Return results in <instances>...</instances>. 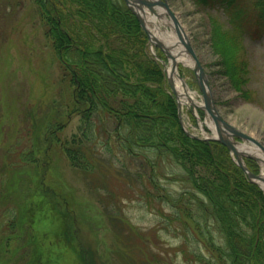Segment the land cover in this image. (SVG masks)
I'll return each instance as SVG.
<instances>
[{"label":"trees","instance_id":"trees-1","mask_svg":"<svg viewBox=\"0 0 264 264\" xmlns=\"http://www.w3.org/2000/svg\"><path fill=\"white\" fill-rule=\"evenodd\" d=\"M31 1L63 89L41 86L43 92L23 112L24 135L5 151L0 264L11 263L7 247L20 237L32 249L22 264L100 261L96 247L79 242L73 229L65 183L48 174L53 145L98 194L105 215L113 219L122 203L142 202L159 216L160 227L181 236L175 249L187 264H264V192L247 180L226 147L184 134L163 67L150 54L147 36L124 0ZM192 1L206 14L221 9L228 15L225 31L209 18L211 45L221 57L218 72L250 100L242 43L244 37L257 41L264 36V0ZM10 7L23 9L24 4L11 0ZM73 119L74 131L65 134ZM246 163L255 172L253 162ZM162 180L177 188L168 191ZM13 192L17 195L6 197ZM122 222L123 228L114 231L119 236L124 230L129 240L130 229Z\"/></svg>","mask_w":264,"mask_h":264},{"label":"rangeland","instance_id":"rangeland-1","mask_svg":"<svg viewBox=\"0 0 264 264\" xmlns=\"http://www.w3.org/2000/svg\"><path fill=\"white\" fill-rule=\"evenodd\" d=\"M21 1L24 4L23 9L10 7L11 0H0V104L3 111V117L0 119V172L6 149L16 138L24 135L21 130L27 122H24L23 112L28 110L32 98L43 92L41 86L44 85L46 91L53 89L58 92L63 89L59 81L60 71L49 42L45 39L44 25L37 9L31 0ZM169 2L190 33L208 75L216 107L222 117L228 123L264 143V36L257 41L249 40L247 37L243 39L242 48L248 61L247 78L251 94L250 100H247L218 72L221 68L219 63L221 57L211 45L212 27L209 18L213 17L214 23L225 31L230 28L228 15L221 9L206 14L197 8L192 0H169ZM178 68L179 76L194 93L195 100L201 102L193 71L182 64ZM64 91H67L65 87ZM182 115L190 131L196 134L201 132L192 110L184 106ZM197 115L200 119L204 118L199 111ZM75 126L76 119H73L67 124L65 134L69 135L74 131ZM18 130L20 132H17ZM204 131L210 133L205 126ZM28 139V136L23 137V141ZM57 147L53 145L49 148L51 158L47 164L49 167L47 171L50 170L48 174L52 173L50 175L52 180L56 182L61 180L65 183L66 197L70 201L69 206L71 205V210L68 209V212L73 220V229L77 232L79 242H86V247L88 243L96 247V254L100 259L98 264H131V262L141 264L140 261L146 264H187L175 249V246L182 242L181 236L174 237V234L160 227L159 216L142 202L134 200L122 203L118 213H113V219L105 215L98 194L87 188L83 180L84 176L69 166L65 156ZM252 162L257 173L258 164ZM21 175L24 176V173ZM31 177L28 178V183H31ZM36 180L40 181L39 178ZM161 182L170 192L177 188L175 183H167L165 180ZM7 184L9 185V181ZM27 186L28 189L30 185ZM16 187L21 190L23 183H18ZM16 195L17 193L13 192V195L8 194L6 197L11 198ZM2 196L3 193L0 199ZM0 210H2L1 203ZM122 220L130 229L129 240L134 238L136 243L126 238L128 233L124 230L119 232V236L114 231L115 226L122 227ZM38 227L41 230L43 226L38 225ZM156 230H159L158 233H155ZM24 242L25 239L22 237L14 238L10 246L8 245L7 257L10 264H22L32 256L31 247L24 245ZM13 246H19V249L12 251ZM174 253L177 255L175 256Z\"/></svg>","mask_w":264,"mask_h":264},{"label":"water","instance_id":"water-1","mask_svg":"<svg viewBox=\"0 0 264 264\" xmlns=\"http://www.w3.org/2000/svg\"><path fill=\"white\" fill-rule=\"evenodd\" d=\"M124 2L147 35L150 48L160 49L167 60V65L163 60H160V62L166 71L167 83L177 103L179 124L185 134L196 140L218 142L225 146L235 164L243 171L249 182L264 190V144L255 136L247 134L228 123L218 111L208 75L180 15L174 11L168 0H124ZM166 28H169L174 36H170L168 33H165L164 36L158 30ZM184 59L189 65L185 64ZM179 64L191 69L194 73L201 94V103L190 100V106L187 107L204 112L205 119L210 123L212 129V135L207 138L194 135L184 125L181 117L182 106L174 82V75L183 81V78L178 74ZM183 84L186 86L185 81H183ZM195 117L199 121L200 127H202L205 122H202L196 115ZM244 158H250L257 162L259 165L258 174L253 173L246 166Z\"/></svg>","mask_w":264,"mask_h":264},{"label":"bare ground","instance_id":"bare-ground-1","mask_svg":"<svg viewBox=\"0 0 264 264\" xmlns=\"http://www.w3.org/2000/svg\"><path fill=\"white\" fill-rule=\"evenodd\" d=\"M184 61H186L184 59ZM185 64L189 63L186 61ZM184 81V80H183ZM183 81L178 79L176 77V75H174V82H175V86H176V90L179 96V101L181 103V106H190V102H196V98L194 96V93L190 91V88L188 87V85L186 84V86L183 84ZM191 100V101H190Z\"/></svg>","mask_w":264,"mask_h":264}]
</instances>
